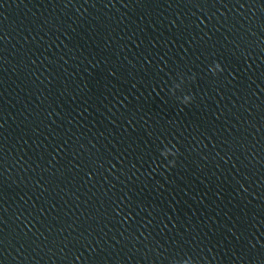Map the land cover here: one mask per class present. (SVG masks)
<instances>
[{
	"label": "water",
	"instance_id": "95a60500",
	"mask_svg": "<svg viewBox=\"0 0 264 264\" xmlns=\"http://www.w3.org/2000/svg\"><path fill=\"white\" fill-rule=\"evenodd\" d=\"M0 264H264V0H0Z\"/></svg>",
	"mask_w": 264,
	"mask_h": 264
},
{
	"label": "clouds",
	"instance_id": "9594fccd",
	"mask_svg": "<svg viewBox=\"0 0 264 264\" xmlns=\"http://www.w3.org/2000/svg\"><path fill=\"white\" fill-rule=\"evenodd\" d=\"M218 64V63H217ZM219 65V64H218ZM190 99H191V97H190Z\"/></svg>",
	"mask_w": 264,
	"mask_h": 264
}]
</instances>
